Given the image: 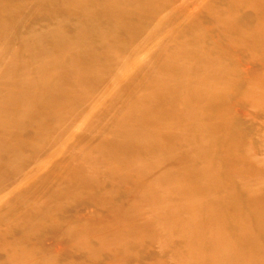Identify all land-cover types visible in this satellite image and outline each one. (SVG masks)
<instances>
[{
  "label": "bare ground",
  "instance_id": "obj_1",
  "mask_svg": "<svg viewBox=\"0 0 264 264\" xmlns=\"http://www.w3.org/2000/svg\"><path fill=\"white\" fill-rule=\"evenodd\" d=\"M105 251L264 264V0H0V264Z\"/></svg>",
  "mask_w": 264,
  "mask_h": 264
},
{
  "label": "rangeland",
  "instance_id": "obj_2",
  "mask_svg": "<svg viewBox=\"0 0 264 264\" xmlns=\"http://www.w3.org/2000/svg\"><path fill=\"white\" fill-rule=\"evenodd\" d=\"M167 44H166V46H167V48H171L172 47V41H168V42H166ZM242 124H244V126L245 127H247V125H250L248 122H242ZM81 153H85L86 151H81V150H79ZM74 152H76V151H74ZM74 163H76V162H74ZM77 196L78 195H82V192L80 193L79 192V194H76ZM2 219V218H1ZM2 221V220H1ZM95 244V243H94ZM68 248H70V249H68V251H73V249L71 248V247H68ZM67 249V248H66ZM106 253V251L105 252H103V253H101L102 255H103V260L101 259L100 260V262H99V264H106L107 263V259H104V254ZM72 255H74L73 257H75L74 259V261L76 262V261H78V259H79V255L81 256V254H77V253H73L72 252ZM66 263L67 262V260H63V261H56L55 263H57V264H62V263ZM122 264H149L150 263V260H149V258L147 257V255H145L143 258H142V260H136L135 258H131L130 257V259H129V262L126 260V262H121Z\"/></svg>",
  "mask_w": 264,
  "mask_h": 264
}]
</instances>
